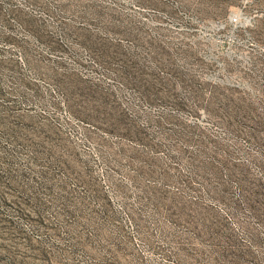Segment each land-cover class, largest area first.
Listing matches in <instances>:
<instances>
[{"label":"rangeland","instance_id":"1","mask_svg":"<svg viewBox=\"0 0 264 264\" xmlns=\"http://www.w3.org/2000/svg\"><path fill=\"white\" fill-rule=\"evenodd\" d=\"M0 264H264V0H0Z\"/></svg>","mask_w":264,"mask_h":264},{"label":"built area","instance_id":"2","mask_svg":"<svg viewBox=\"0 0 264 264\" xmlns=\"http://www.w3.org/2000/svg\"><path fill=\"white\" fill-rule=\"evenodd\" d=\"M239 16H235V17H232L231 18V21L233 22V23H239Z\"/></svg>","mask_w":264,"mask_h":264}]
</instances>
